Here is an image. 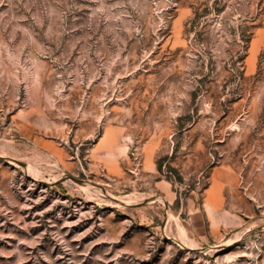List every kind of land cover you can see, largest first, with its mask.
<instances>
[{
    "label": "rangeland",
    "instance_id": "1",
    "mask_svg": "<svg viewBox=\"0 0 264 264\" xmlns=\"http://www.w3.org/2000/svg\"><path fill=\"white\" fill-rule=\"evenodd\" d=\"M0 264H264V0H0Z\"/></svg>",
    "mask_w": 264,
    "mask_h": 264
},
{
    "label": "trees",
    "instance_id": "2",
    "mask_svg": "<svg viewBox=\"0 0 264 264\" xmlns=\"http://www.w3.org/2000/svg\"><path fill=\"white\" fill-rule=\"evenodd\" d=\"M159 169H161V167L159 166Z\"/></svg>",
    "mask_w": 264,
    "mask_h": 264
}]
</instances>
